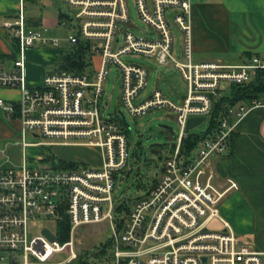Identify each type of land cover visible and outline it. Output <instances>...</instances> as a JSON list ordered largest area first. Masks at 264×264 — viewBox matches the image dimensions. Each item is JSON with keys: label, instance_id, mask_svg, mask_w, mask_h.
<instances>
[{"label": "built area", "instance_id": "2783aa9c", "mask_svg": "<svg viewBox=\"0 0 264 264\" xmlns=\"http://www.w3.org/2000/svg\"><path fill=\"white\" fill-rule=\"evenodd\" d=\"M57 1L58 25L68 31L64 40L46 37L27 22L26 3L37 6L53 0H20L16 17L3 23L18 48L12 66L0 62V89L17 90L19 97L0 98V111L19 122L20 141L0 147V264H70L79 256L77 232L102 221L108 222L111 236L95 253L98 264H264V251L241 239L219 217V207L239 185L216 170L217 160L231 149L237 124L253 108L264 107V97L224 104L216 125L209 123L215 103L231 85L249 84L264 71V58L253 57L241 65L195 62L190 0H135L147 27L143 33L151 39L127 29V0ZM172 23L182 33L181 59L173 55ZM63 42L73 48L90 43L91 70L50 74L42 86H30L27 50L39 43L62 49ZM126 55L144 56L159 66L173 64L188 84L182 106L176 107L157 88L141 98L149 70L123 62ZM110 65L121 73V100L130 115L142 117L155 108H169L179 126L160 176L128 210L123 209V195H116L115 178L128 168V125L123 113L107 115L104 102ZM199 117L205 120L196 128L208 122L206 129L188 130L189 119ZM28 134L50 139V146L100 149L101 163L70 161L76 167L64 169L49 157L35 161L28 147L45 144L27 142ZM14 148H20V157H13ZM40 218L54 221L56 230L30 237L31 225ZM217 218L224 224L222 232L209 229ZM65 219L70 238L63 244L56 237ZM60 253L67 257L57 262Z\"/></svg>", "mask_w": 264, "mask_h": 264}, {"label": "crops", "instance_id": "0c3cea01", "mask_svg": "<svg viewBox=\"0 0 264 264\" xmlns=\"http://www.w3.org/2000/svg\"><path fill=\"white\" fill-rule=\"evenodd\" d=\"M190 3V39L195 62L241 65L253 57L264 58V0H190ZM19 7L20 0H0V62L7 67L16 59L15 40L3 23L14 19ZM41 8L45 11L53 7L44 4ZM54 10V18L27 17V22L49 31L57 27L60 19L57 6ZM28 52L31 58L35 54L27 50L26 55ZM26 67L29 85L42 84L50 75L45 67L28 65L27 61ZM18 97L17 90L0 89V98ZM260 97H264V92ZM19 131L18 121H10L0 113V139L16 138ZM216 164L221 177L230 176L239 185L222 203L223 219L241 239L264 251V107L253 108L237 124L229 153Z\"/></svg>", "mask_w": 264, "mask_h": 264}, {"label": "rangeland", "instance_id": "374dc122", "mask_svg": "<svg viewBox=\"0 0 264 264\" xmlns=\"http://www.w3.org/2000/svg\"><path fill=\"white\" fill-rule=\"evenodd\" d=\"M57 0H53L47 5L52 6L54 9L57 6ZM130 23L127 25V29L133 34L151 39L152 36L143 31L147 30L146 25L141 21L138 16V11L135 6V0H127ZM42 5H33L26 3L25 13L30 19H49L54 18L56 10L53 8H41ZM46 37L58 38L60 40L66 39L68 31L65 28L51 27L49 31H45L44 27L39 28ZM172 32L174 37V49L173 55L181 59V50L183 47L182 33L176 24L172 23ZM34 51L35 54L32 58L26 55L27 64L39 65L45 67L48 74H57L60 72L59 59L62 54H66L67 51L73 50V47L63 42L62 49L53 48L50 45L37 44L34 47L28 49ZM17 54V53H16ZM95 65L98 67L100 63V57L94 58ZM122 61L125 63H132L142 65L149 70L148 87L141 94V98L147 97L154 89H160L165 95L166 99L173 103L176 107L182 106V101L188 93V84L183 79L178 70L174 68L173 64L168 66H159L154 63L152 59L145 58L140 55H126L122 57ZM13 62V61H12ZM27 70V67H26ZM43 84V83H42ZM30 85L33 87L42 86ZM225 94L227 92H224ZM122 76L115 66L110 65L108 69V76L105 81L104 102L106 105L108 114H120L123 113L127 126V136L130 159L128 161V168L124 171L116 173V195H123L136 199L139 196L146 194L148 191L147 181L150 184L153 183L161 174L163 165L162 157L166 155V151L173 145L174 136L172 132L177 135L179 126L177 123L176 114L169 108H155L149 111L142 117H133L130 115L122 104ZM0 113L4 115L2 111ZM208 122H205L198 128L193 129V132H200L206 129ZM171 128L172 132L167 128ZM18 137L5 140L0 139V147H5L7 144H15L19 142ZM50 139L41 137L34 138L30 134L27 136V142H38L45 145L39 147H28L27 154L35 161L39 157H49L56 164L62 162H84L95 165L101 163V152L97 148L88 147H67V146H50L46 143L50 142ZM157 152V153H156ZM20 148H14L12 155L14 158L20 157ZM138 154V156H134ZM129 168L132 169L129 173ZM125 193H122L124 192ZM222 206V205H221ZM221 206L219 207V217L223 219L221 215ZM224 220V219H223ZM209 229L217 232L224 230L223 222L217 218L210 224ZM51 231L56 230L55 222L52 220L38 219L30 227V237L40 235L43 231L49 235ZM111 236L110 227L107 221L99 223L89 224L82 226L76 235V247L79 254L83 252L88 253V259L86 264H98L100 256H96L95 253L102 244L108 242ZM67 242V241H66ZM64 242V243H66ZM63 243V244H64ZM67 257L66 253H60L56 257L55 261L59 262ZM77 261H73L70 264H77Z\"/></svg>", "mask_w": 264, "mask_h": 264}, {"label": "trees", "instance_id": "16d2710c", "mask_svg": "<svg viewBox=\"0 0 264 264\" xmlns=\"http://www.w3.org/2000/svg\"><path fill=\"white\" fill-rule=\"evenodd\" d=\"M17 44L15 42L14 45V57H16L17 52ZM91 46L90 43L87 42H80V44L77 47H74L73 50H71L69 53L62 54L59 59V70L60 72L68 71V72H74V73H84L86 71L91 70ZM264 92V71L258 72L255 76L254 80L251 81L249 84L245 85H231L228 93L224 96H222L216 103L215 108L212 111L211 117L209 119L210 126L214 127L216 125L218 116H219V110L222 105L224 104H236L240 101L249 100L251 98L260 97V95ZM192 136H196L195 138H198L199 136L195 133L192 134ZM157 153V152H156ZM134 156H138V154H134ZM164 157L161 158L163 160ZM49 160L54 164L55 167H62L64 169H70L75 168L76 165L72 162H62L59 164H56L52 161V158H49ZM132 169L129 170V173ZM149 184V181H147V185ZM125 193V191L123 192ZM125 201V204L123 206V209H129L130 205H132L136 199H133L131 197L122 196L121 197ZM57 237L58 240L61 243H64L69 240L70 238V223L67 219H65L63 222H60L57 227ZM108 242L106 244H102L100 247L107 246ZM88 253H82L79 254L78 258L75 261H77V264H86L88 259Z\"/></svg>", "mask_w": 264, "mask_h": 264}, {"label": "water", "instance_id": "95a60500", "mask_svg": "<svg viewBox=\"0 0 264 264\" xmlns=\"http://www.w3.org/2000/svg\"><path fill=\"white\" fill-rule=\"evenodd\" d=\"M205 118L204 117H199V118H191L188 121L187 124V129L188 130H193L194 128H196L197 126H199L200 124H202L204 122ZM167 128V127H165ZM168 130H170L172 132L171 128H167ZM172 135L174 136V133L172 132Z\"/></svg>", "mask_w": 264, "mask_h": 264}]
</instances>
